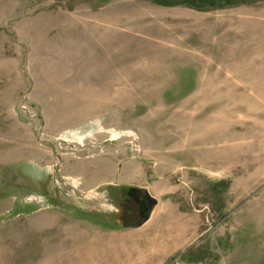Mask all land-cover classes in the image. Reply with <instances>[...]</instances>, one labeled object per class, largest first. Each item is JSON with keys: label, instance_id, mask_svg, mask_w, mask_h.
<instances>
[{"label": "rangeland", "instance_id": "1", "mask_svg": "<svg viewBox=\"0 0 264 264\" xmlns=\"http://www.w3.org/2000/svg\"><path fill=\"white\" fill-rule=\"evenodd\" d=\"M218 1L0 0V245L68 225L0 264H264V0Z\"/></svg>", "mask_w": 264, "mask_h": 264}, {"label": "crops", "instance_id": "2", "mask_svg": "<svg viewBox=\"0 0 264 264\" xmlns=\"http://www.w3.org/2000/svg\"><path fill=\"white\" fill-rule=\"evenodd\" d=\"M155 216V215H154ZM153 219H151L147 224H145L143 227H148ZM119 221V220H118ZM82 222V221H80ZM84 222V221H83ZM56 223V222H54ZM53 223V224H54ZM119 223L122 224V222L119 221ZM4 228H18L19 231H8L7 234L3 235V245H0V250L5 253L9 254V258H14L13 256H19V258L24 255L27 251V240H21V238L17 239V235L27 233V229H34L33 233L35 235H39L42 239H45L47 243L54 244L53 238H49L48 236H45L46 233H50L53 231H50V229L53 228H66L68 225L60 224V222H57V224L52 225V223H45L44 221L34 220V221H14V222H5ZM23 229V230H22ZM50 231V232H49ZM110 234L111 236L118 237V231H113L110 233H106V236ZM122 234V233H120ZM186 234V231H185ZM92 237V236H91ZM104 238V237H103ZM182 239L180 238L179 241ZM43 243V242H42ZM164 251V248H163Z\"/></svg>", "mask_w": 264, "mask_h": 264}, {"label": "trees", "instance_id": "3", "mask_svg": "<svg viewBox=\"0 0 264 264\" xmlns=\"http://www.w3.org/2000/svg\"><path fill=\"white\" fill-rule=\"evenodd\" d=\"M217 1L218 0H153V2L160 5H165V6L186 5L196 10H205L207 7H214V4ZM249 1L250 0H244L243 2L248 3ZM226 2L231 3L229 0H227Z\"/></svg>", "mask_w": 264, "mask_h": 264}, {"label": "water", "instance_id": "4", "mask_svg": "<svg viewBox=\"0 0 264 264\" xmlns=\"http://www.w3.org/2000/svg\"><path fill=\"white\" fill-rule=\"evenodd\" d=\"M144 192H145V195H146V203H147V206H148L147 213H146L145 217H143L141 223H139L138 225L134 226L133 228L142 227L147 222H149L151 220L152 216H153L155 207L158 205L157 199L152 197L146 189H144Z\"/></svg>", "mask_w": 264, "mask_h": 264}, {"label": "bare ground", "instance_id": "5", "mask_svg": "<svg viewBox=\"0 0 264 264\" xmlns=\"http://www.w3.org/2000/svg\"><path fill=\"white\" fill-rule=\"evenodd\" d=\"M242 114H243V113H242ZM237 116H238V115H237ZM237 116H236V117H237ZM245 116H246V115H245ZM242 117H243V119H244V116H243V115H240V116H239V118H241V119H242ZM214 118H215V117H214ZM212 121H213V119H212ZM208 130H209V129H208Z\"/></svg>", "mask_w": 264, "mask_h": 264}]
</instances>
